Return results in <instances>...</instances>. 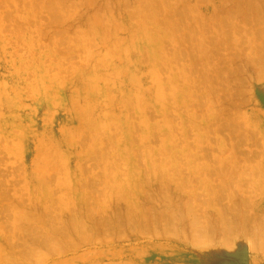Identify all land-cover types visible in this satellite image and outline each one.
Wrapping results in <instances>:
<instances>
[{
    "label": "rangeland",
    "instance_id": "obj_1",
    "mask_svg": "<svg viewBox=\"0 0 264 264\" xmlns=\"http://www.w3.org/2000/svg\"><path fill=\"white\" fill-rule=\"evenodd\" d=\"M0 264H264V0H0Z\"/></svg>",
    "mask_w": 264,
    "mask_h": 264
}]
</instances>
